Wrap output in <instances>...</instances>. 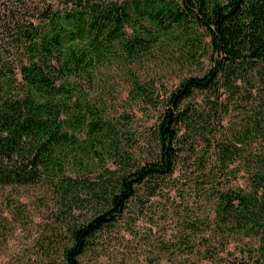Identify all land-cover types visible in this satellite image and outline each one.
<instances>
[{
	"label": "trees",
	"instance_id": "obj_1",
	"mask_svg": "<svg viewBox=\"0 0 264 264\" xmlns=\"http://www.w3.org/2000/svg\"><path fill=\"white\" fill-rule=\"evenodd\" d=\"M22 1L0 14V186L50 183L74 164L68 155L85 151L77 132L86 125L93 132L99 120H88L81 81L100 60L117 49L124 58L141 54L190 25L209 36L211 65L164 100L155 157L114 176L104 204L70 228L65 264H81L132 200L142 209L173 188L196 204L184 200L177 230L158 250L179 246L200 264H264V0H57L30 8ZM134 83L135 92L144 90ZM195 91L200 100H190ZM235 111L238 120L228 117ZM244 237L256 240L246 260H228V244Z\"/></svg>",
	"mask_w": 264,
	"mask_h": 264
},
{
	"label": "rangeland",
	"instance_id": "obj_2",
	"mask_svg": "<svg viewBox=\"0 0 264 264\" xmlns=\"http://www.w3.org/2000/svg\"><path fill=\"white\" fill-rule=\"evenodd\" d=\"M47 1L57 0L21 3L30 8ZM5 5L21 7L20 0H0V14L8 13ZM135 23L126 25L128 34L134 25L140 27ZM184 30L161 36L143 53L128 58L114 50L100 60L90 80L84 77L81 83L91 106L87 117L98 119L99 128L91 132L86 125L77 132L85 151L68 155L65 162L74 164L55 171L54 181L0 186V264H65L62 250L70 242V228L86 222L104 204L103 191L114 176L155 157L154 127L166 96L182 79L201 75L211 65L205 30L194 25ZM135 80L144 87L138 94ZM201 96L195 91L190 100ZM228 117L238 120L240 115L235 111ZM181 180L176 184L181 186ZM195 198L173 188L152 197L142 209L132 200L118 223L94 238L80 256L81 264H200L197 255L185 257L179 246L170 254L158 250L162 238L177 230L184 200L195 205ZM253 244L256 240L248 237L229 243L226 258L243 263L244 249Z\"/></svg>",
	"mask_w": 264,
	"mask_h": 264
}]
</instances>
